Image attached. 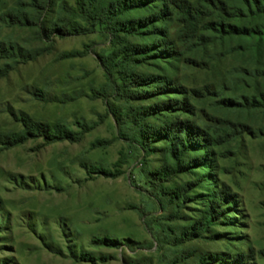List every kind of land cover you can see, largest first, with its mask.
Returning <instances> with one entry per match:
<instances>
[{
    "label": "rangeland",
    "instance_id": "obj_1",
    "mask_svg": "<svg viewBox=\"0 0 264 264\" xmlns=\"http://www.w3.org/2000/svg\"><path fill=\"white\" fill-rule=\"evenodd\" d=\"M15 1L5 0L4 7ZM0 43L27 50L49 45L37 59L17 65L0 79V132L21 131L18 119L26 117L59 123L74 132L80 131L77 123L90 127L76 143L45 144L37 137L10 149L0 146V260L174 264L175 258H183L177 264H199L204 255L243 251L246 264H264V137L226 139L217 147L223 155L213 156L214 175L235 196L232 215L238 219L236 228L222 223L214 230L236 231L238 239L213 238L209 233L187 240L181 233L198 218L200 202L187 200L176 208L161 195L148 175L162 163L161 145L146 156L136 144L120 139L111 112L121 103L109 94L100 95L106 77L98 55L111 49L110 37L96 32L43 43L28 30L0 27ZM71 51L82 56L57 60L60 53ZM4 62L0 60V65ZM227 69L224 64L223 70ZM171 75L187 88L216 84L213 73L182 63L174 65ZM199 108L216 118L264 129V116L259 113H227L207 102ZM99 168L114 175L93 171ZM191 179L190 174H179L164 187L179 188ZM174 238L182 241L175 244Z\"/></svg>",
    "mask_w": 264,
    "mask_h": 264
},
{
    "label": "trees",
    "instance_id": "obj_2",
    "mask_svg": "<svg viewBox=\"0 0 264 264\" xmlns=\"http://www.w3.org/2000/svg\"><path fill=\"white\" fill-rule=\"evenodd\" d=\"M4 5L5 0H0V27L28 30L39 42L96 32L108 35L111 49L98 55L106 77L100 95L109 94L121 103L111 112L120 139L136 144L146 156L160 144L163 159L148 173L152 182L176 208L187 200L202 206L181 237L202 239L209 233L219 239L238 237L236 231L214 230L222 223L236 228L238 219L232 215L237 200L224 184H218L213 156L220 155L217 147L224 141L264 137V129L213 117L199 105L207 102L227 113L264 116V0H74L72 5L65 0H16L9 7ZM48 46L27 50L0 43V60L5 61L0 65V79L17 65L37 59ZM78 56L82 53L62 52L57 60ZM176 63L213 73L216 84L185 87L171 75ZM224 64L229 65L227 71ZM18 121L21 131L0 132L1 148L18 147L37 137L45 144L76 143L90 130L83 123H77L80 131L74 132L59 123L28 117ZM93 171L114 175L103 168ZM185 173L193 179L179 188L164 187ZM180 241L173 239L175 244ZM105 243L112 244L109 239ZM81 258L88 259L84 254ZM182 259L175 258L173 263ZM246 261L243 251L199 258V264ZM6 263L7 259L0 260Z\"/></svg>",
    "mask_w": 264,
    "mask_h": 264
}]
</instances>
